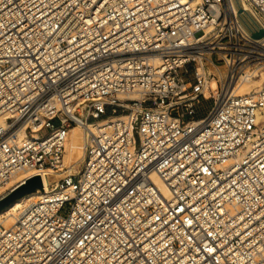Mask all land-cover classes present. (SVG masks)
Here are the masks:
<instances>
[{
    "label": "built area",
    "instance_id": "1",
    "mask_svg": "<svg viewBox=\"0 0 264 264\" xmlns=\"http://www.w3.org/2000/svg\"><path fill=\"white\" fill-rule=\"evenodd\" d=\"M260 29L264 0H0V186L41 182L0 264H264Z\"/></svg>",
    "mask_w": 264,
    "mask_h": 264
},
{
    "label": "bare ground",
    "instance_id": "2",
    "mask_svg": "<svg viewBox=\"0 0 264 264\" xmlns=\"http://www.w3.org/2000/svg\"><path fill=\"white\" fill-rule=\"evenodd\" d=\"M216 71H218L217 67H214L213 69L211 68V70H210V72H214V73H216ZM256 76H258V77L264 76V71L258 72V70L254 69V70L249 72L248 70H246V73L240 77V81L238 82V84L236 86L237 92L238 93H244V92H249L251 90H254V88L259 85L258 81L257 80L255 81ZM210 86L212 88L215 87V79L214 78L210 80ZM205 94L207 95L208 93L205 92ZM0 121H1V118H0ZM74 129H77L78 131L75 132ZM82 133H83V130L79 126H72L69 129V131L67 132V137H66L65 144H64L65 148L63 151L62 161H63V165L67 166L68 170H76L79 166V161L81 160L82 155H83ZM79 153H80V155H79ZM77 161H78V163H77ZM27 174H31V172H29ZM151 176H152L153 180L155 181V183L160 188V190L163 192V194L165 196H168V191L165 188V186L162 184V182L154 174H152ZM21 177H24V174H18L11 179V182H8L5 185H1L0 186V194L2 193V191H4L9 186V184H14V182L20 180ZM46 186H47V184H46ZM15 188H16V186L13 189H15ZM13 189H11L10 191H12ZM9 192L1 194V198L3 196L7 195ZM40 194H41V192H39V191H32V192H28V193L22 195L19 198L12 200L9 204H7L5 207L0 209V221H2L6 225L12 224L15 221V215H16V212L18 211V209L23 207L30 200L37 198Z\"/></svg>",
    "mask_w": 264,
    "mask_h": 264
},
{
    "label": "water",
    "instance_id": "3",
    "mask_svg": "<svg viewBox=\"0 0 264 264\" xmlns=\"http://www.w3.org/2000/svg\"><path fill=\"white\" fill-rule=\"evenodd\" d=\"M254 37L264 36V31L260 29L258 32L253 33ZM41 182L38 175H34L28 178L24 183L17 186L10 191L7 195L0 198V209L9 204L12 200L21 197L22 195L35 191L36 188H40Z\"/></svg>",
    "mask_w": 264,
    "mask_h": 264
},
{
    "label": "rangeland",
    "instance_id": "4",
    "mask_svg": "<svg viewBox=\"0 0 264 264\" xmlns=\"http://www.w3.org/2000/svg\"><path fill=\"white\" fill-rule=\"evenodd\" d=\"M259 66H261V65H259ZM206 67H208L207 70H211V68H212V69L214 68L212 65H210V64H208V63H207V66H206ZM255 70H258V72H260V71H264V66H262V67H260V68H258V69H255ZM256 80L258 81V84H259V85H258L259 87H258V86L255 87L256 89H257V88H260V86H261V87L264 86V76H262V77H258V76H256V77H255V81H256ZM255 88H254V89H255ZM210 103H211L210 101H206V102H204V103L202 104V107H203L202 111H199L197 115H198V116H201V115L205 112V110L209 107ZM74 131L77 132L78 130H77V129H74ZM75 132H74V133H75ZM74 133H73V134H74ZM78 150H79V149H78ZM79 152H80V151H79ZM79 155H80V153H79ZM77 163H78V161H77ZM2 192H3V191H2ZM1 194H2V193H1ZM1 194H0V195H1Z\"/></svg>",
    "mask_w": 264,
    "mask_h": 264
}]
</instances>
